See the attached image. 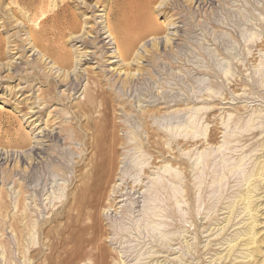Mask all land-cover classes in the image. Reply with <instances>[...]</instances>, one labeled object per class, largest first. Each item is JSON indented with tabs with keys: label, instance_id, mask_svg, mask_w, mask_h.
Here are the masks:
<instances>
[{
	"label": "rangeland",
	"instance_id": "rangeland-1",
	"mask_svg": "<svg viewBox=\"0 0 264 264\" xmlns=\"http://www.w3.org/2000/svg\"><path fill=\"white\" fill-rule=\"evenodd\" d=\"M114 2L0 0V264H264V0ZM111 138L107 192L81 206L83 143Z\"/></svg>",
	"mask_w": 264,
	"mask_h": 264
},
{
	"label": "bare ground",
	"instance_id": "bare-ground-1",
	"mask_svg": "<svg viewBox=\"0 0 264 264\" xmlns=\"http://www.w3.org/2000/svg\"><path fill=\"white\" fill-rule=\"evenodd\" d=\"M99 1V0H98ZM128 1V0H127ZM139 1V0H138ZM119 2V1H118ZM125 2V1H124ZM132 2V1H131ZM144 2V1H143ZM98 3V2H97ZM113 3H115L114 2V0H113ZM136 3V1L133 3V4H135ZM137 3H139V2H137ZM145 3V2H144ZM149 3V2H148ZM100 4H101V2H100ZM122 3H120V6H122L121 5ZM128 4V3H127ZM96 5V4H95ZM129 5V4H128ZM127 5V6H128ZM138 5V4H137ZM136 5V6H137ZM97 6V5H96ZM102 6V5H101ZM144 6H145V4H144ZM111 7V6H110ZM116 7V6H115ZM118 7V6H117ZM142 8V6L140 5L139 6V8ZM58 8V7H57ZM113 8V7H112ZM125 8V7H124ZM144 8V7H143ZM43 9V8H42ZM56 9V8H55ZM116 9V8H115ZM119 9V8H118ZM127 9H128V7H127ZM130 9H131V7H130ZM132 9H134L133 7H132ZM47 10V9H46ZM45 10V11H46ZM40 11V10H39ZM52 11H54V10H52ZM111 11V10H110ZM123 11V10H122ZM130 11V10H129ZM136 11V10H135ZM141 11V10H140ZM139 11V12H140ZM119 12V11H118ZM128 12V11H127ZM45 13V12H44ZM125 13V12H124ZM123 13V14H124ZM129 13V12H128ZM127 13V14H128ZM138 13V12H137ZM141 13H143V12H141ZM34 14V13H33ZM36 14H38L37 12H36ZM36 14H35V16H36ZM41 14V13H40ZM40 14L38 15V16H40ZM43 14V13H42ZM47 14V13H46ZM45 14V15H46ZM51 14V13H50ZM75 14V13H74ZM126 14V13H125ZM54 15V14H53ZM106 15V14H105ZM129 15V14H128ZM131 16H134L133 15V13L132 14H130ZM130 15H129V17H130ZM137 15H139V14H137ZM141 15V14H140ZM144 15V14H143ZM142 15V19H143V16ZM47 17V16H46ZM72 17V16H71ZM139 17V16H138ZM37 18H39V17H37ZM141 18V17H140ZM113 19H115V24L113 23ZM124 19H126V17L124 18ZM123 19V20H124ZM132 19V18H131ZM38 20V19H37ZM105 20H106V25H108V32H109V34H110V36L112 37V39L116 42V43H118L117 41H118V39L121 37V35H120V37L118 36V34H117V32H116V27H118L119 25H121V21H122V19L120 20V17H118L117 16V12L116 11H114V12H112V13H107V16H106V18H105ZM127 20H128V18H127ZM138 20V19H137ZM36 21V20H35ZM43 21V20H42ZM45 21V20H44ZM69 21V20H68ZM141 21V20H140ZM61 22V21H60ZM59 22V23H60ZM127 22V21H126ZM125 22V23H126ZM134 22V21H133ZM144 22V21H143ZM147 22H148V20H147ZM62 23V22H61ZM111 23H113V25L111 24ZM130 23H131V21H130ZM136 23V22H135ZM138 23V22H137ZM141 23H142V21H141ZM41 24V23H40ZM63 24H66V23H63ZM133 24V23H132ZM139 24V23H138ZM145 24H147V23H145ZM137 25V24H136ZM38 26V25H37ZM69 27H71L72 28V30H75L76 31V29H78L79 30V24L77 23V19H76V16H75V18H74V16H73V18H71L70 19V21H69V25H68ZM116 26V27H115ZM146 26V25H145ZM105 27H107V26H105ZM128 27H130V25L128 26ZM137 28L138 27H140V26H136ZM64 28H66V25L64 26ZM119 28V27H118ZM121 28H123V27H121ZM142 28V27H141ZM147 28H149V27H147ZM70 29V28H69ZM144 29V28H143ZM39 30V29H38ZM119 30V29H118ZM133 30V29H132ZM131 30V31H132ZM120 31V30H119ZM131 31H129V33L131 32ZM136 31H137V29H136ZM35 32V31H34ZM38 32V31H37ZM72 32V31H71ZM107 32V33H108ZM176 32V31H175ZM54 33V32H53ZM135 33V32H134ZM133 33V34H134ZM138 33V32H137ZM36 34V33H35ZM131 34H132V32H131ZM136 34V33H135ZM147 34V33H146ZM34 35V34H33ZM36 35H38V34H36ZM36 35H34V36H36ZM40 36V35H39ZM39 36H38V38H39ZM109 36V37H110ZM123 36V35H122ZM125 36V35H124ZM128 36V35H127ZM141 36V35H140ZM135 37H137V36H135ZM143 37V36H142ZM38 38H36V39H38ZM128 38H129V40H130V37L128 36ZM140 37H138L137 39H139ZM131 39H133V38H131ZM41 40V39H40ZM57 40V39H56ZM127 41V39H126V41L128 42L125 46H122L121 47V44H116V45H119L120 46V48H119V57L121 58V59H126L127 57H129L130 55H131V53H132V50H133V48L134 49H136L134 46H135V43H134V41ZM47 41H49V40H47ZM57 41H59V40H57ZM34 42H35V44L37 45V46H39L40 47V51L42 52H46V54H49V56H51L52 57V55H55L54 57H52V59H53V63L54 64H56V67L58 66V67H60V68H65V67H67L68 65H70L69 63V57H68V53L66 52V53H63V52H60V51H54V50H56V49H53V50H51L48 46H44V44L43 43H41V41H39V40H35L34 39ZM50 42V41H49ZM48 42V43H49ZM56 42V41H55ZM60 42V41H59ZM135 42H137V41H135ZM138 43V42H137ZM47 45H49V44H47ZM51 46H53V44L51 43ZM55 47V46H54ZM58 48V47H57ZM118 48V47H117ZM132 54H134V53H132ZM133 56V55H132ZM120 59V60H121ZM127 60V59H126ZM125 60V62H123V63H126V62H128L129 63V61L130 60H128V61H126ZM124 61V60H123ZM132 61V60H131ZM131 74V73H130ZM99 92H102V90L101 91H99ZM106 93V92H105ZM100 94V93H99ZM85 107H87V106H85ZM81 108V107H80ZM99 121V120H98ZM103 122V121H102ZM86 123H88V122H86ZM90 125V124H89ZM86 127V126H85ZM84 127V128H85ZM87 129V128H86ZM87 131V130H86ZM95 133H96V131H95ZM101 133V132H100ZM112 135V133H110V134H108V131H107V133H106V136L107 137H109V136H111ZM113 136V135H112ZM92 137V136H91ZM96 138H94V140H95ZM141 142V141H140ZM83 143V142H82ZM84 150H85V152L86 151H89V149H90V153H91V156L89 157V158H85V157H83V161L81 162V164H79V166H77L79 169V171H80V174H78L79 176H80V184L78 185V187H77V194L76 195H74L73 196V199H74V201L75 200H77V198H79L82 202H81V206L84 204V203H86V204H88V205H90L91 207H96V206H98L100 203H101V199H102V196L105 194L104 192L106 191V188H105V185L108 183V181H109V179H110V176H111V172H112V163H113V160H114V154H115V151H116V140H114L113 138H111L110 140H109V142H106L105 143V145H104V147H103V149L101 150V149H99L98 147H97V142L96 143H94L93 141L92 142H87V141H85L84 143ZM142 144V143H141ZM156 144V143H155ZM119 145V144H118ZM138 146V145H137ZM117 147H119V146H117ZM30 151V150H29ZM93 151V152H92ZM122 151V150H121ZM89 154V153H88ZM90 155V154H89ZM156 158V157H155ZM157 158H158V156H157ZM164 158V157H163ZM86 160H87V163H86ZM127 162V161H126ZM161 163V162H160ZM152 164V163H151ZM156 166V165H155ZM71 168V167H70ZM70 170V169H69ZM72 170H73V168H72ZM144 171V173L146 172V170L145 169H143ZM73 172H74V170H73ZM133 172V171H132ZM74 174V173H73ZM131 175V174H130ZM74 176V175H73ZM113 176V175H112ZM113 178V177H112ZM169 180H170V182H171V184H172V188H173V193H172V195H171V200H170V205H169V208H170V215L173 217V220H174V222H175V225L177 224V221H178V218H179V189H178V178H179V174H178V172H172V173H170L169 174ZM165 179V175H161V176H158L155 180H154V182H153V192H157V187L159 186V187H164V184H163V180ZM75 180V179H74ZM121 180H123V178H121ZM70 181H73V180H70ZM77 182H78V180H77ZM110 182H111V180H110ZM126 182H128V184H130V185H128L131 189H133V188H135V187H138V186H140V188H143V185H142V181H139L137 178H130V177H128V179H126ZM169 182V181H168ZM76 183V182H75ZM75 186V185H74ZM115 186V185H114ZM72 187H73V185H72ZM125 187V186H124ZM121 189V188H120ZM134 190V189H133ZM144 190V189H143ZM72 191V190H71ZM140 191H142V190H140ZM107 192V191H106ZM116 192H118V191H115L114 192V190L111 192V193H109L108 194V201H109V203H108V205H109V207L108 208H111V206H113V203H115L116 202V200H117V194H115L114 195V193H116ZM119 192H120V190H119ZM135 192V191H134ZM160 192V191H159ZM131 193V192H130ZM74 194V193H73ZM138 194V193H137ZM150 194V192H149V189L148 190H145V194H144V197H145V205L142 207V212H141V217H142V219H143V221H147L148 219H149V217H150V214H149V212H148V209H149V203L148 202H146V201H148L147 200V196ZM72 195V194H71ZM122 196V195H121ZM124 196V195H123ZM150 196V195H149ZM120 197V196H119ZM101 198V199H100ZM139 198V197H138ZM119 199H121V198H119ZM118 201H121V200H118ZM135 201V200H134ZM138 202V201H137ZM123 203V202H122ZM78 204V203H77ZM115 204H117V203H115ZM86 206V205H85ZM115 206V205H114ZM117 206H118V204H117ZM76 207V206H75ZM77 208V207H76ZM76 208H74L75 210H76ZM87 208V207H86ZM106 209V208H105ZM108 210H110V209H108ZM118 210V209H117ZM134 210V209H133ZM113 212V211H112ZM138 212V211H137ZM84 214V213H83ZM79 215V214H78ZM81 215V214H80ZM84 216V215H83ZM77 218V217H76ZM75 219V218H74ZM73 219V220H74ZM72 227V226H71ZM100 227V226H99ZM71 231V230H70ZM69 231V232H70ZM78 232V231H77ZM59 234V233H58ZM67 236V235H66ZM74 236V235H73ZM63 239V238H62ZM63 241V240H62ZM65 244H67V246L68 245H70L71 244V242H72V231L68 234V237L65 239ZM76 243V242H75ZM61 246V245H60ZM64 246V245H63ZM82 246V245H81ZM62 247V246H61ZM80 247V246H79ZM76 248V247H75ZM57 260H58V258H57ZM53 264V263H52Z\"/></svg>",
	"mask_w": 264,
	"mask_h": 264
}]
</instances>
